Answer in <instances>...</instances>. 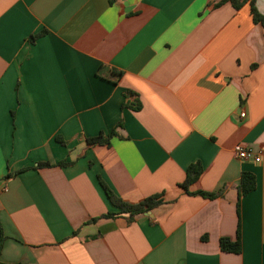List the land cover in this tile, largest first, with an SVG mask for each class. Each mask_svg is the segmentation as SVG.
<instances>
[{"label":"crops","instance_id":"crops-1","mask_svg":"<svg viewBox=\"0 0 264 264\" xmlns=\"http://www.w3.org/2000/svg\"><path fill=\"white\" fill-rule=\"evenodd\" d=\"M218 2L0 0L1 263L264 264V29ZM196 162L189 192L216 198L181 187ZM101 181L163 203L121 214ZM238 229L241 253L223 252Z\"/></svg>","mask_w":264,"mask_h":264},{"label":"trees","instance_id":"trees-1","mask_svg":"<svg viewBox=\"0 0 264 264\" xmlns=\"http://www.w3.org/2000/svg\"><path fill=\"white\" fill-rule=\"evenodd\" d=\"M223 3H230L236 10H240L245 5H249L250 14L252 20L255 24H261L264 29V14L261 13L257 7V0H219L216 6L221 5ZM45 32H41L39 34L31 36L30 40L34 42L39 37L43 36ZM121 72L118 73L117 76H120ZM123 108H128L132 111H138L141 108V103L138 99V95L133 92H126L125 93V101L123 103ZM122 127V122H119L117 127L111 132V134L105 136L104 134H100L97 137L87 138L86 141L89 146L93 147L96 145H107L109 146L111 143V139L118 135V128ZM71 163L61 162L60 166L70 165ZM203 172V167L199 162L190 164L187 172H186V179L181 185L188 193L190 194H198L205 198L214 199L220 194L214 193H205V192H198L192 193L189 192V187L193 185L201 176ZM14 173L13 175H15ZM8 177V176H7ZM10 177V175H9ZM101 185L104 188L109 200L113 204V206L120 209L121 214H129L131 216H138L153 209L157 208L159 205L163 203V199L161 195L150 196L136 204H131L125 202L118 198L106 185L104 182L101 181ZM256 188V181L253 174L249 172H243L240 184L238 186V212L240 201L243 197H245L248 193L253 191ZM116 213L110 212L104 217H114ZM5 234L3 230V226L0 223V253L2 251L4 242H5ZM220 247L223 252L227 253H236L239 254L242 251V243H241V236H240V229H238L237 238L236 240H231L229 238H221L220 239ZM0 264H4L1 263Z\"/></svg>","mask_w":264,"mask_h":264},{"label":"built area","instance_id":"built-area-1","mask_svg":"<svg viewBox=\"0 0 264 264\" xmlns=\"http://www.w3.org/2000/svg\"><path fill=\"white\" fill-rule=\"evenodd\" d=\"M242 116H244V114H242ZM234 151L236 155L242 160H254L256 162H260L261 160L260 153H255L253 150L244 148L239 144L234 147Z\"/></svg>","mask_w":264,"mask_h":264},{"label":"water","instance_id":"water-1","mask_svg":"<svg viewBox=\"0 0 264 264\" xmlns=\"http://www.w3.org/2000/svg\"><path fill=\"white\" fill-rule=\"evenodd\" d=\"M123 1L125 2V6L127 7V5H128V4H127V1H128V0H123Z\"/></svg>","mask_w":264,"mask_h":264}]
</instances>
